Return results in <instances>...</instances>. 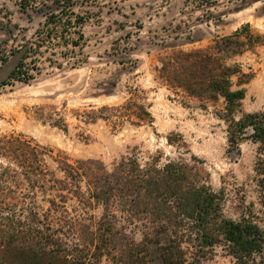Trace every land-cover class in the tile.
<instances>
[{"label": "rangeland", "instance_id": "374dc122", "mask_svg": "<svg viewBox=\"0 0 264 264\" xmlns=\"http://www.w3.org/2000/svg\"><path fill=\"white\" fill-rule=\"evenodd\" d=\"M21 1L0 0V69L25 51L21 72L0 87V215L35 213L63 241L91 250L103 224L112 232L100 264L181 235L192 239L183 246L193 264H236L223 244L198 254L197 226L154 215L130 178L177 164L188 183L221 194L224 218L261 215L264 144L251 129L239 150L227 138L231 118L264 114V0H43L26 12ZM220 64L245 75L233 78V90H245L233 116L223 98L184 87L208 81ZM130 99L148 107L152 126L89 118ZM67 164L82 177L72 180Z\"/></svg>", "mask_w": 264, "mask_h": 264}, {"label": "trees", "instance_id": "16d2710c", "mask_svg": "<svg viewBox=\"0 0 264 264\" xmlns=\"http://www.w3.org/2000/svg\"><path fill=\"white\" fill-rule=\"evenodd\" d=\"M41 1L43 0H22L19 6L24 12L28 9L37 10L38 5L43 4ZM73 6L74 3H71L66 7L70 15L74 16ZM70 22L72 25L80 24L78 20ZM76 34L79 35V40H83L80 32ZM239 35L240 33H236L233 37ZM21 68H17L12 78H16ZM239 75L245 76L238 66L227 67L220 64L213 70L208 81L203 83L196 79L188 80L184 87L197 97L211 100L223 98L228 116H233L245 98V90H233V78ZM26 77H30L28 73ZM196 83H199V87H196ZM92 114L95 117H89L91 114H88L90 120L109 121L115 127L125 122L137 127L152 126L154 123L148 107L133 99L119 106H104ZM249 129L252 130L250 139L255 143L264 144V114H250L239 121L230 119L227 139L232 150H239L240 143L247 136L246 131ZM67 169L72 180L82 177L74 166L67 164ZM256 174L262 206L261 215L250 212V215L243 216L239 221L224 218L221 194L215 193L209 187L188 183L186 174L177 164L169 163L161 170L147 172L139 168L132 171L130 179L135 178L143 196L150 199L154 215L168 221L174 219L178 226L188 230H194L197 226V238L194 241L200 240L198 254L204 256L207 252L204 250L223 244L236 264H264V159H259ZM92 196L93 199L102 201L104 206L109 204L108 199L99 197L97 192ZM5 208L3 206V210ZM6 221L9 225L5 224ZM111 232L105 229L103 224L100 225L99 244L95 245L93 250L84 249L63 241L57 236V231L43 224L35 213L21 219L4 217L2 214L0 264H100L105 255V246L110 245L107 236ZM189 242H192V239L186 235L170 238L166 243L145 240L139 244L140 247L134 245L135 249L131 250L127 257L128 262L123 264H193L188 259V248L183 246Z\"/></svg>", "mask_w": 264, "mask_h": 264}, {"label": "water", "instance_id": "95a60500", "mask_svg": "<svg viewBox=\"0 0 264 264\" xmlns=\"http://www.w3.org/2000/svg\"><path fill=\"white\" fill-rule=\"evenodd\" d=\"M24 53H25L24 50L20 51L13 57V59L9 63L4 65V67L0 69V87L3 86L4 83H6L9 79L12 78L13 74L20 65V61Z\"/></svg>", "mask_w": 264, "mask_h": 264}]
</instances>
